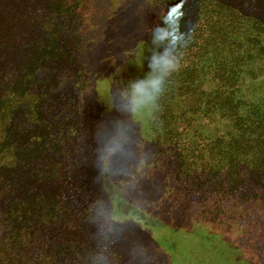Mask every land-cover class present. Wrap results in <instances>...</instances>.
Instances as JSON below:
<instances>
[{"label":"trees","instance_id":"1","mask_svg":"<svg viewBox=\"0 0 264 264\" xmlns=\"http://www.w3.org/2000/svg\"><path fill=\"white\" fill-rule=\"evenodd\" d=\"M245 2L189 0L188 39L175 46L183 70L166 77L164 87L177 96L190 93L194 105L177 114L168 91L157 97L156 133L164 150L175 155L184 183L204 197L218 192L211 202L218 207L224 190L264 205V92L241 87V79L254 73L256 54L264 57V0H252L255 12L249 14ZM76 22L81 0H0V264L120 262L113 249L104 254L108 236L71 197L66 168L76 142L64 135L69 120L51 95L60 77L79 71L67 52L79 39ZM208 69L216 87L194 93ZM198 108L206 120L230 118L236 136L208 139L199 132L187 138L170 127L174 116L189 118Z\"/></svg>","mask_w":264,"mask_h":264},{"label":"rangeland","instance_id":"2","mask_svg":"<svg viewBox=\"0 0 264 264\" xmlns=\"http://www.w3.org/2000/svg\"><path fill=\"white\" fill-rule=\"evenodd\" d=\"M88 1L85 10L81 0L79 39L67 51L79 71L60 77L51 95L69 120L64 135L76 142L66 168L71 197L84 206L81 214L88 209L97 232L108 236L112 248L106 246L104 254L113 249L119 264H264V205L226 190L219 192L222 206L211 204L218 192L204 197L196 185L184 183L172 162L175 155L157 137V100L135 110L126 103L130 82L144 76L149 58L160 52L153 31L163 26L175 0ZM244 9L255 12L252 0ZM256 56L254 73L241 79V87L247 92L258 87V94L264 92V57ZM209 72L194 93L214 90ZM164 89L177 114L193 108L195 96ZM202 112L174 116L170 127L187 138L199 132L208 139L236 136L230 118L206 120ZM224 178L229 187L232 182Z\"/></svg>","mask_w":264,"mask_h":264},{"label":"clouds","instance_id":"3","mask_svg":"<svg viewBox=\"0 0 264 264\" xmlns=\"http://www.w3.org/2000/svg\"><path fill=\"white\" fill-rule=\"evenodd\" d=\"M189 0H175L168 5L163 15V26L153 31L154 44L166 43L162 52H154L148 60V71L144 76L130 82L126 103L130 110L155 106L157 97L163 92L165 78L179 71L181 58L175 52L180 41L188 39L184 32L186 5Z\"/></svg>","mask_w":264,"mask_h":264}]
</instances>
